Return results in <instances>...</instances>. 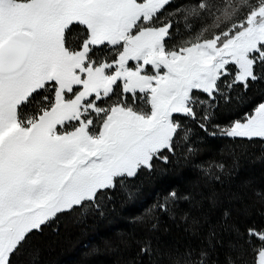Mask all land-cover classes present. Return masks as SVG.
Returning a JSON list of instances; mask_svg holds the SVG:
<instances>
[{
	"label": "snow or ice",
	"instance_id": "6c2138e0",
	"mask_svg": "<svg viewBox=\"0 0 264 264\" xmlns=\"http://www.w3.org/2000/svg\"><path fill=\"white\" fill-rule=\"evenodd\" d=\"M257 146L264 0H0V264H41L46 230L118 197L135 214L101 241L117 264H264V186L223 191ZM181 165L195 178L141 198Z\"/></svg>",
	"mask_w": 264,
	"mask_h": 264
},
{
	"label": "trees",
	"instance_id": "16d2710c",
	"mask_svg": "<svg viewBox=\"0 0 264 264\" xmlns=\"http://www.w3.org/2000/svg\"><path fill=\"white\" fill-rule=\"evenodd\" d=\"M205 154L203 158L208 156H217L221 145L208 144L204 145ZM239 153L240 150H237ZM261 149L259 146L249 148L240 156L236 168L235 176L231 181H226L223 191H238L243 182L249 181L254 187L264 186V159H260ZM219 158V157H217ZM231 164V158H228ZM195 172L189 165H181L171 168L166 177H153L151 181L147 178L143 185L141 198L150 194L153 182L163 180L167 182H175L177 185L184 184L187 180L195 178ZM116 212L111 213L103 218H90L83 222H77L75 214L63 216L60 218V230L54 233L46 230L44 237L40 239L41 264H81L82 253L85 245L97 246L99 252L91 258L89 264H117L118 255L107 250L101 242L104 238L115 237L117 233L129 232L131 225L130 217L135 214V210L131 206L121 207L119 197L117 198ZM260 209H251L253 218L258 219ZM162 239L173 240L180 239L182 233L177 229L176 225L165 219L161 225ZM168 228L167 233L163 229Z\"/></svg>",
	"mask_w": 264,
	"mask_h": 264
}]
</instances>
